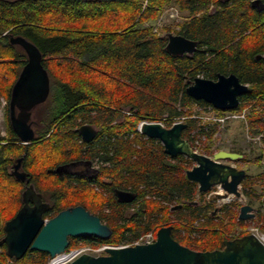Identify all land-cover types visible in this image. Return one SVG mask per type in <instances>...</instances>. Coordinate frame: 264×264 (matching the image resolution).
<instances>
[{"label": "trees", "instance_id": "trees-1", "mask_svg": "<svg viewBox=\"0 0 264 264\" xmlns=\"http://www.w3.org/2000/svg\"><path fill=\"white\" fill-rule=\"evenodd\" d=\"M258 1L260 8L252 0H0V96L8 101L26 62L10 35H21L40 49L50 77L45 119H40L46 125L35 139L21 143L10 125L0 135V238L4 223L22 205L25 180L12 173L21 157L20 172L49 203L44 218L81 205L109 226V238L87 236V245L131 243L164 225L172 227L175 240L200 251L242 236L233 234L245 224L234 206L222 207L221 216L213 213L214 205L204 201L206 192L186 178L191 159L167 155L159 140L136 128L143 120L168 125L172 118L189 116L192 102L210 106L188 96L185 87L196 76L216 79L219 73H234L249 86L232 111L253 105L259 110H252L247 121L251 126L262 121L264 58L256 55L264 53V0ZM170 5L187 13L173 32L197 42L191 55L168 53L166 34L172 29L158 34L150 23ZM199 122L184 119L181 137L191 147L190 132L202 130ZM82 124L97 128L92 141L81 139L77 129ZM217 129L213 125L206 132L208 141ZM204 153H213L210 145ZM78 159L96 161L97 171L78 176L64 170ZM263 179L247 174L241 185L248 199L260 203L253 221L264 234V196L253 187ZM115 188L132 191L135 198L119 202ZM196 194L199 199L191 204ZM68 239L67 250L76 248L79 238ZM49 259L37 250L10 258L0 246V264H47Z\"/></svg>", "mask_w": 264, "mask_h": 264}, {"label": "water", "instance_id": "water-1", "mask_svg": "<svg viewBox=\"0 0 264 264\" xmlns=\"http://www.w3.org/2000/svg\"><path fill=\"white\" fill-rule=\"evenodd\" d=\"M259 3L258 0H252V5L257 8L262 7ZM166 37L165 49L172 55H191L197 49L196 41L180 34L169 32ZM9 41L20 46L26 55V63L11 88L9 116L12 130L21 143L27 144L35 139L34 130L27 123L29 111L46 101L50 77L42 65V53L33 42L21 35H10ZM260 57L264 58V53L256 55L257 59ZM248 91L249 86L242 83L234 73H219L216 79L196 76L185 87L188 96L203 100L223 111L235 109L239 104V96ZM15 107L20 110L18 118L13 117ZM1 120L4 121L2 113ZM185 127L184 122L165 127L160 122L142 121L138 130L149 138L159 140L167 155L175 157L181 154L195 162L185 174L188 180L197 183L199 192L219 185L224 193H217L218 198L227 197L229 194L239 197L238 186L245 177V170L225 163L224 160L234 161L243 155L226 149H219L211 156L198 153L187 139L181 137V131ZM77 130L81 139L86 142L91 141L97 134V128L91 124H82ZM21 158L17 160L15 170L18 169ZM55 171L58 172L59 169L56 168ZM15 175L25 180V188L21 193L22 205L4 223V235L0 238V246L5 245L8 257L20 259L28 250H37L46 252L51 260L65 252L69 246V237L94 236L107 239L111 235L109 226L81 205L65 208L51 218H44L43 214L49 203L43 201L42 194L32 183H27L24 173ZM114 194L119 202L124 203L135 198V194L129 190L116 188ZM181 206L180 203L172 209ZM253 217L255 212L251 205L240 206L238 219L247 220ZM171 229L170 225L159 227L153 242L122 247L108 246L104 250L105 254L82 253L68 264H264V241L254 233L226 239L221 248L200 251L175 240L171 236Z\"/></svg>", "mask_w": 264, "mask_h": 264}, {"label": "rangeland", "instance_id": "rangeland-1", "mask_svg": "<svg viewBox=\"0 0 264 264\" xmlns=\"http://www.w3.org/2000/svg\"><path fill=\"white\" fill-rule=\"evenodd\" d=\"M187 17L188 16L186 12H181L178 10V8L175 5H170L167 6L162 11V13L159 15V17L156 20L150 23L153 26V30L158 34H163L165 27H170L172 29V31L170 32L175 34L173 31L178 29V23L183 21ZM199 76L203 77L202 75ZM4 102L5 99L2 96H0V111L3 108L2 106H4ZM47 105L48 104L46 102L45 105L43 106H47ZM187 109L190 111L189 116L194 115L197 117L198 116L202 117V119L196 118L197 120L200 121L199 124L202 125V130L200 127L196 128L197 130L195 131L196 133L194 135L195 136L194 140L198 139L197 135H199L200 137L203 136V138H201L200 140L198 139L199 141L197 142V144H195L197 150L200 153L205 154L204 151L206 144L210 145V148L213 151V153L219 149L240 151V153L243 155L242 158L236 159L234 161L227 159L224 160V162L231 164L237 168L244 169L245 176L247 174L251 176H256L258 174L264 175V117H262V121L260 123L255 122L254 125L252 126L247 121L248 115L251 114L252 110L258 111L259 110L258 107L249 105L244 109H242L241 111H233L235 112V114L239 115L238 117H231V114H226V113L224 114L217 111H209L204 107H201V109H199L198 106L194 104V102L190 103ZM123 111L127 113L126 109ZM212 115L215 117H221L224 119V121L222 122L211 121V123H209V120H207L205 117ZM189 116H184V117L182 116L179 118H183V122H184V119ZM213 125H217L218 129L213 134L212 141H208L206 138V132ZM2 133H3V127L0 122V135H2ZM213 153L205 154V155L211 156ZM95 164L98 165L97 163ZM193 165H195L194 161H192L189 168H191ZM253 187L257 194H263L264 196V179L256 180V183L253 185ZM238 190L240 192L239 197H236L233 194H229L227 197L218 198L216 194L217 193L223 194L224 191L221 189L219 185L212 186L207 191H205L206 193L204 195V201L212 203L216 209L215 214L218 213L219 216L222 215L221 209L224 206H234L235 210L239 214L240 206L243 204L251 205L256 215V209L260 205L259 201L257 199H251V200L248 199L243 193V187L241 183L238 186ZM198 199H199V195L196 194L194 200L197 201ZM104 211L107 212V209L104 208ZM253 219L254 217L244 220L245 224L243 226H237L236 229L233 231V234L235 236H238L242 233L243 235L248 233H254L261 239L264 238V234L258 230L256 223L253 221ZM195 224L198 223L196 222ZM150 232H152L153 236L155 237L156 235L155 230L151 229ZM120 244H124V242ZM84 246H86V243L78 241L75 247L79 248ZM88 246L92 248H98L101 245H88Z\"/></svg>", "mask_w": 264, "mask_h": 264}, {"label": "flooded vegetation", "instance_id": "flooded-vegetation-1", "mask_svg": "<svg viewBox=\"0 0 264 264\" xmlns=\"http://www.w3.org/2000/svg\"><path fill=\"white\" fill-rule=\"evenodd\" d=\"M49 93H50V89H49ZM48 96H49V94H48ZM9 99H10V97H9ZM9 99H8V101L5 100L4 106H2L3 108L0 111V113H2L3 116H4V121H2V120L0 121L1 124H2V127H3V133H2L1 136L6 134V129H7L8 125H10V127H11L10 116H9V114H10ZM47 99H48V97H47ZM45 103H46V101H44L43 103L38 104V105L34 106L33 108H31L30 111H29L28 117H27V123L34 130L35 137L38 135V130H42L45 127V125H46L45 123L40 121V119H42V118L45 119V114H46L45 109L46 108H45V106H43V105H45ZM19 113H20V110L17 107H15L14 112H13V117L14 118H18L19 117ZM96 169H98V166L94 165V161H90L88 163V162H85L84 160H81V159L70 161V162L66 163V165L64 167V170L66 172L73 173V174H76L78 176L93 175V173L97 171ZM20 170H21L20 169V165H19L17 170H15V165H14L13 168H12V173L14 175L18 174L20 172ZM24 188H25V185H24ZM113 193H114V190H113ZM42 199H43V197H42ZM43 201H46V200L43 199ZM94 215H96V214H94ZM99 219H100V217H99ZM101 222L104 223L103 221H101ZM85 237H87V236H85ZM85 237H79L78 240L81 241V242H84V241L87 240ZM95 238H97V237H95ZM93 242H96V241H93ZM103 245H111V244H103ZM92 254L93 255H102V254H105V251L103 250V251H100L97 254L96 253H92Z\"/></svg>", "mask_w": 264, "mask_h": 264}, {"label": "built area", "instance_id": "built-area-1", "mask_svg": "<svg viewBox=\"0 0 264 264\" xmlns=\"http://www.w3.org/2000/svg\"><path fill=\"white\" fill-rule=\"evenodd\" d=\"M194 104L196 105V106H198V108L199 109H201V107H204L205 109H207V110H209V111H217V112H221V113H226V114H231V117H238L239 115H237V114H235V112H233L232 110H227V111H223V110H219V109H213L214 107L212 106V105H210V106H200V105H198L196 102H194ZM190 118H193V119H196V118H198V119H202V117L201 116H194V115H192V116H189ZM207 120H209V123H211V121H219V122H222V121H224V119L223 118H221V117H215V116H208V117H205ZM173 119L174 118H172L171 120V123L170 124H168V125H166L162 120H156V121H154V122H160L163 126H168V127H170V126H172L174 123H178V122H183V118H179V117H175V119H174V121H173ZM143 121H147V120H143ZM142 122V121H141ZM138 127H139V124H138V126H137V130H138ZM197 129H195V130H192L191 131V133H190V136H192V144H193V146H192V148H193V150L194 151H196V152H198V153H200L198 150H197V148H196V145L195 144H197V142L201 139V138H203V136L202 137H200L199 135H197V137H198V139H195L194 140V135H195V131H196ZM200 130V129H199ZM139 131V130H138ZM203 135V134H202ZM146 136V135H145ZM147 137V136H146ZM95 163H97L96 161H94V165L95 166H98V165H96ZM155 240V237L153 236V234H152V232H150V231H148V232H146V233H144V234H142L141 236H139L138 238H136L134 241H132L131 243H124V244H118V245H101L100 247H98V248H92V247H90V246H88V245H86V246H84V247H79V248H72V249H69L68 251H65L64 253L65 254H67V255H69V258L67 259V261L66 262H64L63 264H68L69 262H71L72 260H74L77 256H79L80 254H82V253H88V254H92V253H99L100 251H103V250H105V248L106 247H108V246H112V247H122V246H129V245H134V244H143V243H150V242H153ZM93 255V254H92Z\"/></svg>", "mask_w": 264, "mask_h": 264}, {"label": "bare ground", "instance_id": "bare-ground-1", "mask_svg": "<svg viewBox=\"0 0 264 264\" xmlns=\"http://www.w3.org/2000/svg\"><path fill=\"white\" fill-rule=\"evenodd\" d=\"M262 240L264 241V238H262ZM68 258L69 255L62 253L52 258L48 264H63L64 262L67 261Z\"/></svg>", "mask_w": 264, "mask_h": 264}]
</instances>
